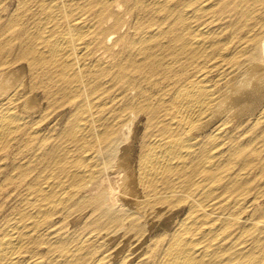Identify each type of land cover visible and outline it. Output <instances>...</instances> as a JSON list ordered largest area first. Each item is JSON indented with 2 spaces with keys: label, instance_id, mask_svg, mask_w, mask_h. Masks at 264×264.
I'll list each match as a JSON object with an SVG mask.
<instances>
[{
  "label": "bare ground",
  "instance_id": "bare-ground-1",
  "mask_svg": "<svg viewBox=\"0 0 264 264\" xmlns=\"http://www.w3.org/2000/svg\"><path fill=\"white\" fill-rule=\"evenodd\" d=\"M138 2L147 13L167 11L156 31L168 22L165 31L171 33L176 61L185 57L187 62L157 63L168 85L153 93L155 100L148 95L137 103L148 111L155 130L144 143L137 164L129 156L132 152L127 153L128 147L123 146L134 121L124 116L126 108L116 110L103 129L105 138L119 144L112 148L115 155L104 157L100 150L92 153L86 149L74 155L72 147L63 145L49 154L53 163L50 165L38 159V148L33 146L29 169L34 175L26 196L28 210L21 221L0 225V264H116L113 258L121 244H116L112 251L94 255L106 239L96 233L86 235L73 246L57 238L51 244L52 249L58 250L55 259L24 257L34 227L48 212L69 204L76 196L94 206L103 226L112 227V233L123 231L125 241L131 233L137 235L135 248L124 255V259L131 261L138 253L135 264H264V208L259 213L251 212L254 203L264 197V191L255 193L252 199L247 196L261 147L250 148L251 143L236 140L235 134L227 146L222 145L223 140L218 141L238 112L242 113V105H253L246 93L264 88V0H152L150 5L145 0ZM111 7L112 0L19 1L15 16L9 20L20 38L18 55L8 60L2 49L5 41L0 39V98L8 97L0 102V148L14 142L26 130L31 140L37 141L39 137V118H26L17 110V103L26 101L29 110L46 109L37 97L36 80L28 94L27 81L22 79L17 66H6L22 59L27 60L33 77L41 76L40 85L45 90L56 83L72 96H80L77 120L64 136L67 140H79L81 148L89 144L83 133L97 127L95 108L99 107L101 94L110 89L105 77L114 74L128 79L134 71L132 63H108L104 55L86 60L94 42L86 38L94 23L86 20L87 15L94 16L98 29L109 20ZM222 17H231V35L224 34L217 23ZM101 32L99 29L98 33ZM108 34L109 40L113 39V32ZM154 35L141 40L154 55H149L151 63L157 62L161 53L154 48L161 39L156 45L151 44ZM101 40L98 34L92 45L101 44ZM223 115L226 117L220 120ZM218 120L221 122L215 129L202 136ZM42 138L44 142L46 137ZM209 138L215 140L214 145H209ZM260 162L259 173L264 176V156ZM111 173H116L115 180ZM173 210L177 216L185 211L174 227L165 221L163 233L156 238L151 236V231ZM148 239L154 241L148 249L141 250Z\"/></svg>",
  "mask_w": 264,
  "mask_h": 264
},
{
  "label": "rangeland",
  "instance_id": "rangeland-1",
  "mask_svg": "<svg viewBox=\"0 0 264 264\" xmlns=\"http://www.w3.org/2000/svg\"><path fill=\"white\" fill-rule=\"evenodd\" d=\"M19 1L20 0L18 1L0 0V16H1L0 39L5 41L4 47H2V49H3V55L8 60L13 59L19 53L18 46L20 44V38L18 39L17 37L18 32H16V30L14 31V27L10 26L9 24L10 18H12V16L13 17L15 16L13 15V13L15 14L17 12V6L19 4ZM151 1L152 0H145L144 3L146 5L149 3L151 4ZM139 4L141 3H139L138 0H112V7L111 10L109 11V14L111 15L108 17L109 20L105 22V25L103 27L98 29H96L98 25H96V20L94 21V16H92L91 14L87 15L86 20L89 22L93 21L94 23L92 22L93 26L91 28L90 33L86 35V38L88 36L89 38L88 40L91 41L92 39H94V42H96V36H98L99 34L102 40L100 42L101 44L99 45L96 44L92 45V43L94 42L91 43V49L89 47L90 51L88 53V58H86V60L91 61V59L94 57H99L100 55H104L103 58L106 59L108 63H112V61L113 63H118V61L121 60L132 63L131 67L134 69V71L133 70L131 71V74L129 75L128 79H126V77L120 78L118 76H115L114 74H110V76L105 77L107 79L106 85H108L110 89H108L107 91L101 94L102 97L100 98V100H98L99 107L95 108L98 109L96 115H98L99 118V120L97 121L98 122L97 127H93L89 131L87 130L83 133L84 135H86L87 140H89V144H85V146H83L84 148L80 147L81 142L79 140L78 141L71 139L67 140L64 136V134L67 132L68 127H71V125H73L77 120L76 108L80 101V96H76V97L72 96L71 94H69V92H65L61 88V86H58L56 83H51L48 89L45 90V87L40 85L41 76L36 75L35 77H33L32 74H30L28 62L26 59H22L20 63L8 62L6 64V66L7 65L17 66L18 72L20 71L19 72L20 75L21 76L23 75L22 79L25 77L24 80L25 82L27 81L25 90H29L26 91L28 94L29 92L31 93L33 80L34 81L36 80L38 86L35 85L34 86L36 88H39V90L36 93L37 97H39V100L42 102V108H46V109L29 110L28 106H26L27 105L25 103L26 101L23 100L21 104L17 103L19 104V106L17 107L19 108L17 109L18 111L26 115V118L28 119L31 118V120H33L35 118H39V126L40 125L41 126L39 127L40 131H39V137L38 139H36L37 141L31 140L30 133H28V131L26 130V132L23 131L22 133H20L18 138L14 139V142L3 145L0 148V225L5 226L7 223L8 224L11 222L14 223L15 221H21L23 218H25L23 216L28 210L26 196L30 194L29 193L31 191L30 180H32L31 178H33L34 175V172L29 169L33 146H36L38 148L36 150L38 152L37 153L38 159L42 160L43 163L44 162L50 163V165H53V163H52V157H50L49 154L53 151L54 148L60 149V147H62L63 145L64 146L67 145V147H72L74 151V155L81 150H84V152L88 150L92 153L95 150H100L103 153L104 157H108L110 154L111 155L113 154L112 153L113 146L119 144L114 143L112 140H110V138H105V136H103V129L105 125L108 123V121L111 122V118L115 114L116 110L126 108L125 111L126 113L124 116H127L126 118L132 117L134 118V121L132 120V123L130 125L131 126V132L129 133L130 135L126 138L125 140L126 142L123 141L124 142L123 146L130 148V149L127 148V153L130 154L132 152L129 156H131L132 159H134L137 164V160L139 158L144 143L150 138L151 132L156 128L155 123H151L150 121L148 111L145 108H142L141 105L139 106V104L137 103L143 102L144 97L148 95L155 100L156 97L153 95V93L154 94L157 93L158 89L162 85L163 87H166V85H168L167 81H164L167 79L162 77L163 70L159 66H156L157 63L158 64L183 63V62L187 63L185 61L186 60L185 57H181L180 62L176 61V55L173 53V48L171 47L172 46L170 41L171 33L168 30L165 31L168 22L167 23L165 22V24H163V26L161 27L163 32L162 30L161 31L159 30L160 32L158 31V33L156 31L158 29V27L156 26L157 23H159L160 20L164 19L167 11L160 10L157 11V13L154 12L147 13L146 8L144 6L140 7ZM228 12L232 13L235 11H228ZM126 14L128 16H126ZM162 15H164V17ZM156 17H158V20H155L156 22L151 23V21H153V18ZM33 18L35 17L33 16L32 19ZM169 18L173 19V17H169ZM224 19L225 18L222 17L220 20H218L217 23H220V28L223 29L224 34L231 35L233 30V26L231 24L232 19L231 17L226 18V20ZM99 29L102 30L101 33H98ZM109 32H113L114 35L113 39L110 38L109 40L108 37ZM153 32L156 35H154L155 38L151 41V44L156 45L159 39H161L162 42L154 47L159 51V53L161 52L160 54H158L160 58L157 60V62L151 63L149 58L150 56L153 57L154 55L150 54V49H145V44H144L145 42L143 43L141 42V40H144L145 37L146 38L149 37L151 33L154 34ZM118 38L119 40H117ZM22 68L25 69L26 71H24ZM263 90L262 89L259 90L260 93L258 91H254V93L253 91H251L248 94L246 93V95L250 96L249 99H253V102L252 101L250 102V100L249 102L253 103L254 106L249 104V107H246L245 105L246 107L245 108L244 105H242L244 109L242 108L239 110L242 113L238 112V116L235 117V121L233 120L235 123L230 122L231 123L230 126L225 130L227 132L226 133L222 132L221 136L218 139V141L223 140L222 143L223 146L224 145L227 146L231 142L232 139L231 137H233V135L235 134L234 138H236V140H240L241 142L243 141V142L251 143L250 148L256 146L258 147L260 145L261 147L260 153L257 152L258 155L260 154V157L259 159L257 158V164L252 168V174L250 176L254 178L252 179L253 186L250 190H248L247 193V196L250 197V199L254 197L255 193H260L264 191V176L261 173H259V167L261 165L260 158L264 156V100H263L264 93L261 94L262 92H264ZM251 93L255 95H252ZM251 96H253L255 99ZM6 100H8L7 96L0 98V102L2 101L4 102ZM248 108L249 109L252 108V111L251 109L248 110ZM54 111L56 114L53 113ZM239 114L241 115L239 116ZM224 117L226 116L223 115L220 120H222ZM239 118L240 120H238ZM220 120L209 125L203 131L204 133L203 132L201 133L202 136L206 135V133L211 132L213 129H215V127L221 122ZM119 129H117V133L118 131H120ZM49 133L50 135H48ZM43 136L46 137V140L44 142H41ZM214 141L215 140H213L212 138H209L208 139L209 145L210 146L214 145L215 144ZM254 154H256V152ZM113 155H115V153ZM115 174L116 173L110 174L113 180H115L116 178ZM108 180L109 179L107 177L106 185L108 183ZM76 198L77 196L71 200V202L74 200L72 203L70 202L71 204L67 203L64 205H60L56 210L48 212L45 215L43 221H41L40 225L37 226L39 228L34 227V230L32 232L33 236L32 235L30 236L31 238L29 239L30 243L28 242L27 244L28 251L25 252L24 257L27 259L38 256L41 258H45L47 260L55 259L58 256V250L52 249L51 244L54 243V241H57V238L58 240H62V239L67 240L69 242L68 243L69 246H71L72 244L74 245L75 243H78L81 239L85 238L86 235L96 233L101 237L102 240L103 238L106 239L103 240L104 241L103 244L94 251V255L95 254L101 255L104 252L112 251L115 248L116 244L118 245L121 244L119 245L120 251H118L119 249L118 247L117 249L118 254L116 257L113 258L114 262L116 264H135L136 260L139 257L138 253L136 257H134V259L131 261L130 260L127 261V259H124V255L128 251L130 252L131 248L132 249L135 248L133 244L135 243V239L137 238L136 237L137 235L133 232L130 234L131 237L129 238L126 237V241H125V234L123 231L116 233L117 235L112 233V227L107 228L103 226L104 223L102 224V219L100 218L99 213L95 211L94 206L92 204H86L85 201H81L79 199L77 200ZM263 208H264V197L261 198L259 202L254 203V208L251 212L259 213L260 211L263 210ZM184 211L181 212L178 216L177 213L174 212V210L167 213L166 214L167 216L165 215L166 217L165 216L163 217L164 219H162V221L159 223L160 225L155 227V229L151 231L150 235L155 236L156 238L158 235L162 234L163 231L165 230L164 225L166 224V222L168 223L171 222V226L174 227L177 221L179 220V218L183 215ZM168 216L170 218H168ZM68 230L71 233H69ZM114 236H116L117 238ZM152 241H154V239L152 240L148 239L147 241H145L141 245V250L148 249L150 247L149 243ZM34 249H36L35 251L37 252H35ZM91 256L87 258H90Z\"/></svg>",
  "mask_w": 264,
  "mask_h": 264
}]
</instances>
